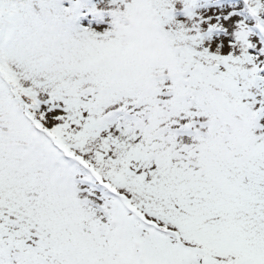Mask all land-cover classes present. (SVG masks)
I'll list each match as a JSON object with an SVG mask.
<instances>
[{
  "label": "snow or ice",
  "instance_id": "snow-or-ice-1",
  "mask_svg": "<svg viewBox=\"0 0 264 264\" xmlns=\"http://www.w3.org/2000/svg\"><path fill=\"white\" fill-rule=\"evenodd\" d=\"M0 264H264V0H0Z\"/></svg>",
  "mask_w": 264,
  "mask_h": 264
}]
</instances>
